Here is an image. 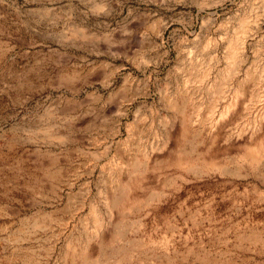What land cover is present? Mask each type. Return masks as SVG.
<instances>
[{
	"label": "rangeland",
	"instance_id": "1",
	"mask_svg": "<svg viewBox=\"0 0 264 264\" xmlns=\"http://www.w3.org/2000/svg\"><path fill=\"white\" fill-rule=\"evenodd\" d=\"M254 68L264 0H0V264H264V236L243 235L264 232V160L235 175L244 142L221 138L226 171L167 161L210 145ZM262 91L251 114L239 96L248 107L225 131L264 109ZM182 96L200 110L185 128L169 101Z\"/></svg>",
	"mask_w": 264,
	"mask_h": 264
},
{
	"label": "bare ground",
	"instance_id": "2",
	"mask_svg": "<svg viewBox=\"0 0 264 264\" xmlns=\"http://www.w3.org/2000/svg\"><path fill=\"white\" fill-rule=\"evenodd\" d=\"M251 30H252V28H251ZM248 34L246 35V32L244 30L240 34H238L230 42V45H229V48H228V53H227V59L230 62V66H229V68L226 71V76L227 77H229L230 75L236 73V70L238 69V65L241 62H243L244 58L247 56V50L249 48V42H250L251 37H253V34L249 35V36H248ZM193 69H195V68L193 67ZM254 70L255 71H253V69H252L251 72H247L246 79H245V82H246L245 84L246 85L248 83H251V82L254 83V84L252 86L249 85V86H246V87H245V85L238 86V88L235 90V94L236 95H235L234 99L220 113V117L218 116L219 120H217V122L213 125L214 126V128H213L214 132H212V137L210 136V138H211L210 145L207 146V148L203 149L202 151H199L197 148H193L192 147L193 149H191V151H188V152H185V153L183 152V154L180 153V155L178 157L172 158V159L170 158L169 160H167L168 162H170V164H176L178 166H182L186 170H190V171L195 172V173L205 172L206 170H210V171H219L220 169L225 170L227 168H222L221 161L219 160V155L218 154H220V153L218 152V154H217V152L215 150H213L215 148L216 144L217 143L219 144L218 140L223 138L224 140H226V145H227L226 148H228V146H233V144L240 145V144H243L242 142H244V147L241 145V147H243V149L241 150V152H239L240 150L238 151V154L240 153V155L238 156L239 157L238 158L239 159V163H241L242 164L241 166H243V167H242V169H237L236 172L233 171L235 173V175H237V176H241L242 174L249 175V172L259 171V167L261 165V162H262V160H264V109H262V110L259 109L260 111L259 110H258L259 112L257 111L258 112L257 116H255L252 120L250 119L251 120V121L249 120L250 122L249 121L246 122L245 126L241 125L242 128L237 126L235 130L233 128V130L230 131L231 133L230 132L228 133L227 131H225L228 122L229 121L232 122L231 119L233 120V118H234V120H235V118H241V115L243 116V113H242L243 110H241L239 108L240 104H242V106H241L242 108H243L244 105H245L244 107H248L249 103L245 104V103H243L244 101L242 103H239L240 101H238V98H239L240 95L245 94L249 98V100L245 101V102L250 101V105H249L250 108L248 109L249 112H250L249 114H251L252 111H250V110L253 108V106H255L260 100V96H261L260 92L262 91V89L259 87V89H261L260 92H259V89L257 87V85H259V83L257 85L255 83H257L256 79H257V77H259L258 75H263L264 74V69H261V71H259L258 69L256 70V68H254ZM190 72H191V70H190ZM192 72H194V71L192 70ZM197 73H198V71H197ZM195 76H196V79H199V78L202 79V78H205L206 74L201 72V74L199 73V74H196ZM224 78H226V77H224ZM262 79H261V81H262ZM261 81L259 80V82H261ZM147 83H148V80H145V84H147ZM212 88H214V87H212ZM180 95H182V94L180 93ZM217 96H219V95L217 94ZM186 99L187 98L185 96H182L181 105L176 103L177 101L174 102L173 101L174 99L173 100H169L170 104L173 105L172 107L173 108L174 107L178 108V112H180V114L182 113V116L185 117L183 125H182V126H184V128H185V123L190 121L192 119V117L194 118V116H196L195 113L198 114V112L200 111L199 110L198 112H194V113L192 112V114H190V115H189V113L186 114V109L188 107V106L186 107V105H187V103H186L187 100ZM211 104H212V102H211ZM199 109H200V107H199ZM245 109L247 110V108H245ZM257 109H258V107H257ZM254 110H256V106H255ZM208 112H209V110H208ZM211 112H213V110ZM211 112H209V113H211ZM209 113H208V115H209ZM197 117H198V115H197ZM228 130H229V128H228ZM234 137H235V139H233ZM166 138H167V141H169L173 137H172L171 134H169V135L166 136ZM176 139H177V137H176ZM216 150H217V148H216ZM195 153H197L200 156L199 159L195 157L196 156ZM198 160H202L204 162V164L207 166V168L205 166L195 165ZM155 161L157 162L156 158H155ZM148 162L149 161H147V163ZM237 162H238V160H237ZM145 166H147V168L150 167L148 164H146ZM228 171H229V169L227 170V173H228ZM233 172H231V173H233ZM207 173H208V171H207ZM134 176H136V175H134ZM134 179L136 180L137 178H134ZM135 180L130 179V182H127L125 191L123 192L125 201L128 198L127 192L130 189V184H132V182L135 181ZM125 201L122 202V204L123 203L125 204L126 203ZM109 203L110 202L108 201V204ZM112 204H113L112 206L115 207V205L118 204V201H116L114 199V202L112 201ZM92 216H93V221L95 222V224L97 226H100V227L103 226L104 219L96 212V210L93 212ZM243 235L248 236V237H253V238L254 237H256V238L259 237L260 238V237L264 236V232H262L261 230L259 232L255 230V232L252 231V233L243 234ZM85 251H87V250L85 249ZM84 253H87V252H84ZM86 256L88 257V254H84L83 257H86Z\"/></svg>",
	"mask_w": 264,
	"mask_h": 264
}]
</instances>
